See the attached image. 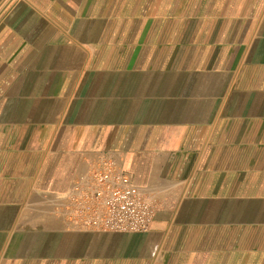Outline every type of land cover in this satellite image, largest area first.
<instances>
[{"label": "crops", "instance_id": "1", "mask_svg": "<svg viewBox=\"0 0 264 264\" xmlns=\"http://www.w3.org/2000/svg\"><path fill=\"white\" fill-rule=\"evenodd\" d=\"M104 159L148 232L68 224ZM0 264H264V0H0Z\"/></svg>", "mask_w": 264, "mask_h": 264}, {"label": "built area", "instance_id": "2", "mask_svg": "<svg viewBox=\"0 0 264 264\" xmlns=\"http://www.w3.org/2000/svg\"><path fill=\"white\" fill-rule=\"evenodd\" d=\"M153 203L109 159L79 175L65 197L64 215L76 231L140 234L151 229Z\"/></svg>", "mask_w": 264, "mask_h": 264}]
</instances>
